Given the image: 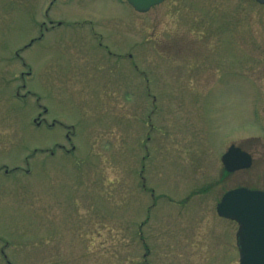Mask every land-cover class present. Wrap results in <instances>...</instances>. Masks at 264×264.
Masks as SVG:
<instances>
[{
    "label": "rangeland",
    "instance_id": "obj_1",
    "mask_svg": "<svg viewBox=\"0 0 264 264\" xmlns=\"http://www.w3.org/2000/svg\"><path fill=\"white\" fill-rule=\"evenodd\" d=\"M48 1L0 0V264H239L216 202L264 167L219 154L264 142V3Z\"/></svg>",
    "mask_w": 264,
    "mask_h": 264
},
{
    "label": "water",
    "instance_id": "obj_2",
    "mask_svg": "<svg viewBox=\"0 0 264 264\" xmlns=\"http://www.w3.org/2000/svg\"><path fill=\"white\" fill-rule=\"evenodd\" d=\"M135 9L146 11L151 5L163 0H128ZM264 2V0H257ZM239 150L230 147L223 160L228 170L238 168L241 164L229 165V159ZM244 164L250 162L244 156ZM244 166V165H243ZM219 214L238 221L237 231L240 253L239 264H264V191L247 188H235L224 194L217 205Z\"/></svg>",
    "mask_w": 264,
    "mask_h": 264
},
{
    "label": "flooded vegetation",
    "instance_id": "obj_3",
    "mask_svg": "<svg viewBox=\"0 0 264 264\" xmlns=\"http://www.w3.org/2000/svg\"><path fill=\"white\" fill-rule=\"evenodd\" d=\"M56 1L57 0H53L51 3L54 4ZM60 25H61V22H58V21L55 22L52 19H50L49 28H54V27L60 26ZM94 33H95V35H98V36H100L102 38L101 34H98L95 31H94ZM100 44L101 45H105L107 47L106 44H102L101 42H100ZM108 52L109 53H114L110 49H108ZM130 57H131V55H130ZM132 64L134 66V69L137 70V68H138L137 64H135L133 62H132ZM43 111L46 113L47 112V108L44 107ZM42 112H38V117L36 118V124L40 125V126L42 125L43 121H46V119H45L46 117L42 114ZM53 120H54V122L47 123V124L50 125V126L51 125L52 126L56 125V123L58 121L56 119H54V118H53ZM66 131H74V128H70V127L67 126L66 127ZM67 136H69V134H67ZM231 144H234V145L238 146L242 151H245L248 154H250V156H251V165L248 168H241V169H238L236 171H227V170L224 169V167L222 165V169H223V172L225 173V175H233V174L237 173L239 175H243L247 179V178H249V175H248V172H247L248 170L252 169V170L262 171V169L264 167V142H262V140L259 137H251V138H248V139H242L240 141H232V142L228 143V145L225 147V149L226 148L228 149V146H230ZM50 153H54V152L51 151ZM221 156H222V153L220 154V161H221ZM233 160L234 159L232 158L231 161H233ZM221 164H222V162H221ZM258 181H260V180L258 179ZM240 184L248 186V187H251V188L264 190V183H261V182H258L255 185H252L250 183H245V182H242ZM250 185H252V186H250Z\"/></svg>",
    "mask_w": 264,
    "mask_h": 264
}]
</instances>
